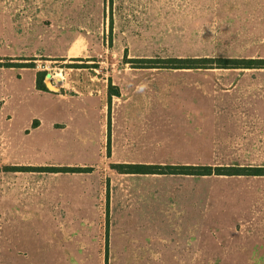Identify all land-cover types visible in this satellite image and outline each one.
Here are the masks:
<instances>
[{
  "label": "rangeland",
  "instance_id": "rangeland-1",
  "mask_svg": "<svg viewBox=\"0 0 264 264\" xmlns=\"http://www.w3.org/2000/svg\"><path fill=\"white\" fill-rule=\"evenodd\" d=\"M17 5L41 14L24 26L26 41H18L24 29L14 12L5 14ZM214 5L0 0V264H105V230L128 207L112 193L129 179L152 178L155 194L183 187L180 211L214 208L210 198L224 186L210 179L215 174L186 185L177 183L187 175L124 174L115 164L264 168V68L132 62L264 59V0H245L242 9ZM77 34L73 55L61 56L64 40ZM240 177L247 181L227 186L249 192L216 194L218 207L261 214L264 175ZM111 251L107 264H115Z\"/></svg>",
  "mask_w": 264,
  "mask_h": 264
},
{
  "label": "crops",
  "instance_id": "crops-1",
  "mask_svg": "<svg viewBox=\"0 0 264 264\" xmlns=\"http://www.w3.org/2000/svg\"><path fill=\"white\" fill-rule=\"evenodd\" d=\"M244 1L214 0V6L216 9L218 7L224 10L242 9ZM4 10L5 14L13 11L17 22L23 26V32L19 33L22 38L19 37L18 41L28 40L29 29L24 26H33L34 20L40 18L41 14L37 8L17 5L12 8L6 6ZM70 37L68 43L64 40L63 44L66 48L60 54L61 56L73 55V42L78 34ZM43 39L47 41L48 45L51 44L48 35ZM36 54L34 52L24 55ZM151 179H129L128 188L114 189L112 193L114 201L124 199L128 203V207L114 215L109 235L108 228L105 230V264L109 262V246L112 249L111 254L115 259V264H264V212L260 214L257 209L248 212L242 208L223 209L218 207L221 199H217L219 197L216 194L220 193L222 197L227 198L229 195L223 194L224 192L229 193L235 190L249 192L245 188L227 186L229 182L247 181L246 178L240 176L210 178L211 180H222L224 186L215 188L216 193L213 194L215 198H210V203L214 202V208L208 211L175 209L181 205L180 201H177V197L185 196L180 194V188L183 187H166V189H159V192L155 194ZM178 179H171L172 182L169 183L173 186L176 184L173 181ZM201 179L204 178L187 175L180 178L178 181L182 182L177 184H200L195 182H199ZM165 183L169 184L168 182L163 184ZM137 185L141 187L137 188ZM191 192L193 195H197L194 188ZM186 197H190V195L187 194ZM198 197L200 198V196ZM236 202L239 203L238 200ZM143 205L144 208L141 209ZM156 216L161 221L154 224L153 220L156 219ZM202 225H207V227L202 229Z\"/></svg>",
  "mask_w": 264,
  "mask_h": 264
},
{
  "label": "trees",
  "instance_id": "trees-1",
  "mask_svg": "<svg viewBox=\"0 0 264 264\" xmlns=\"http://www.w3.org/2000/svg\"><path fill=\"white\" fill-rule=\"evenodd\" d=\"M132 62H145L149 63L150 66L142 67H156L157 63H161V67L181 69V68H193L198 67V65H214L220 67H233V68H264V59H236V58H192V59H178V58H168V59H135ZM2 66V64H0ZM6 67H13V64H4ZM43 73L38 72L36 78V88L43 90L44 85ZM117 95V93H116ZM114 168L120 173L124 174H170V175H190V176H210L212 174L219 176H263V167H238V166H161L149 165V164H115ZM50 172H80L81 168H71V167H49L46 168Z\"/></svg>",
  "mask_w": 264,
  "mask_h": 264
}]
</instances>
